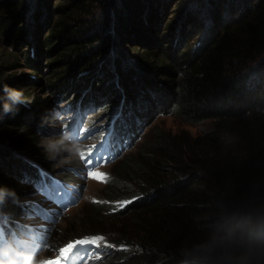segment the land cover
Instances as JSON below:
<instances>
[{
    "label": "trees",
    "instance_id": "16d2710c",
    "mask_svg": "<svg viewBox=\"0 0 264 264\" xmlns=\"http://www.w3.org/2000/svg\"><path fill=\"white\" fill-rule=\"evenodd\" d=\"M5 86L27 107L4 114ZM67 104L114 114L120 138L139 117L214 125L159 132L108 184L110 201L130 182L137 199L80 221L119 222L115 244L135 247L104 264H182L218 221L264 205V0H0V187L16 193L0 205L6 233H21L34 186L65 175L39 145Z\"/></svg>",
    "mask_w": 264,
    "mask_h": 264
},
{
    "label": "rangeland",
    "instance_id": "374dc122",
    "mask_svg": "<svg viewBox=\"0 0 264 264\" xmlns=\"http://www.w3.org/2000/svg\"><path fill=\"white\" fill-rule=\"evenodd\" d=\"M68 105L70 104L61 105L60 113L66 117L69 131L73 136L79 135L86 139L89 144L88 151L80 160L51 159L55 171L63 172L65 175L62 177H58L60 174L50 175L52 179L57 180L55 189L50 187L46 190L44 185L34 186L32 197L23 200L30 213L25 218H20L17 223L23 229H27L28 226L36 228L42 245L40 250L47 259L58 258V249L74 241L95 240L96 244L77 245V248L73 249L71 253L74 254V264H104L103 260L106 257H112L121 251L132 253L135 250V247L127 243L115 244L116 235L111 233V230L119 228V222L104 220L103 223L100 222L99 229L92 231L79 227L81 219L89 218L92 214L91 209L95 206L104 207L102 215L108 216L123 211L137 199V184L131 182L125 186L121 196L116 197V201L108 199V184L113 178L117 164L129 156L138 154L144 144L153 140L159 132L174 135L188 132L197 137L211 131L214 125L211 122L188 124L175 116L153 120L139 117L131 125L141 131L120 138L116 132L114 114L110 116L105 114L100 106L73 108ZM57 123L59 124V121ZM57 135H60V132ZM48 136H54V133ZM109 138L111 142L117 144L114 146L115 156L109 151ZM227 143L232 148L237 142L228 138ZM93 151L97 152L101 165L90 168L86 160H93L91 157ZM46 156L50 158L48 154ZM90 172H95L99 178H93ZM58 183H61L60 186ZM65 193L68 195L63 198ZM126 201L129 203L121 207L120 204ZM100 237L103 239H99Z\"/></svg>",
    "mask_w": 264,
    "mask_h": 264
},
{
    "label": "clouds",
    "instance_id": "9594fccd",
    "mask_svg": "<svg viewBox=\"0 0 264 264\" xmlns=\"http://www.w3.org/2000/svg\"><path fill=\"white\" fill-rule=\"evenodd\" d=\"M2 109L13 112L23 100L20 90L5 86ZM53 119L59 121L60 135L42 137L40 147L53 160H80L88 151L84 137L73 136L66 117L59 111ZM16 193L0 187V205ZM39 232L33 226L26 231L0 238V264H44ZM182 264H264V205L257 206L243 219H222L206 239L184 250Z\"/></svg>",
    "mask_w": 264,
    "mask_h": 264
},
{
    "label": "snow or ice",
    "instance_id": "6c2138e0",
    "mask_svg": "<svg viewBox=\"0 0 264 264\" xmlns=\"http://www.w3.org/2000/svg\"><path fill=\"white\" fill-rule=\"evenodd\" d=\"M85 154L82 153V157ZM86 163L91 167L92 166V161L90 159L86 160ZM90 176L93 178H99L95 172H90ZM129 203V202H123L120 204L121 207L124 206V204ZM99 239H103V237H100ZM88 243L96 244V241H86V240H77L74 241L73 243L67 244L65 247H61L58 249V258L56 259H47L45 260L44 264H66L67 258L69 254L77 247V245H86Z\"/></svg>",
    "mask_w": 264,
    "mask_h": 264
},
{
    "label": "bare ground",
    "instance_id": "6f19581e",
    "mask_svg": "<svg viewBox=\"0 0 264 264\" xmlns=\"http://www.w3.org/2000/svg\"><path fill=\"white\" fill-rule=\"evenodd\" d=\"M47 260V259H46Z\"/></svg>",
    "mask_w": 264,
    "mask_h": 264
}]
</instances>
